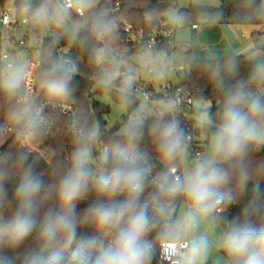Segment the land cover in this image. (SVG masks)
Wrapping results in <instances>:
<instances>
[{
    "label": "clouds",
    "instance_id": "clouds-1",
    "mask_svg": "<svg viewBox=\"0 0 264 264\" xmlns=\"http://www.w3.org/2000/svg\"><path fill=\"white\" fill-rule=\"evenodd\" d=\"M250 79L264 81V61H257ZM20 86L18 73L8 75L0 84L9 96ZM71 90L67 72L56 75L47 84L49 95L54 97L67 96ZM224 91L221 123L213 136L210 153L182 176L166 177L157 183L149 201L140 200L149 168L130 150L142 135L140 122L125 131L127 146L117 145L101 154L95 172L87 167L90 148L77 147L71 167L56 187L60 211L48 212L40 221L42 247L29 254L25 264H151L157 247L169 264H204L208 241L201 227L231 199L225 188L234 179L241 183L247 180L244 160L250 146L264 144V99L247 93L243 84ZM40 124L38 116L28 118L19 133L23 143L39 137ZM156 147L166 160L181 154L178 123L169 122L158 130ZM26 160L27 154L21 153L19 163ZM2 180L0 173V183ZM89 187L96 192L97 201L81 218L75 211V202L84 198ZM44 190L42 177L31 165L24 167L16 186V210L0 225V237L9 246L19 245L37 228ZM121 194L123 199L116 200ZM178 197L184 201L179 215L175 205ZM257 212L259 207L253 201L245 209L244 220L232 224L220 237V248L234 264H264V226L257 228L250 222ZM82 219L109 237L107 243L96 237L77 243V228ZM0 264L12 262L0 257Z\"/></svg>",
    "mask_w": 264,
    "mask_h": 264
},
{
    "label": "trees",
    "instance_id": "trees-1",
    "mask_svg": "<svg viewBox=\"0 0 264 264\" xmlns=\"http://www.w3.org/2000/svg\"><path fill=\"white\" fill-rule=\"evenodd\" d=\"M122 4L120 16L141 25L146 15L159 18L162 15L177 10L176 0H112ZM136 1H146L144 8L134 6ZM218 8L191 5L187 10H177L180 19L187 26L194 24H216L233 26H257L264 28V0H218ZM13 3L14 8L21 16H27L30 22L42 19L49 30L57 32V38H47L39 47L40 63L36 71L37 90L41 97L53 100H66L74 104L81 118L82 129L85 134L83 141H73L66 129L65 120L60 115H54L57 123L55 138L44 139L39 137L29 142L38 146L45 154L42 156L23 144L19 135H9L4 132L7 125H17L22 118L25 108L17 103L16 96H9L0 91V173L3 174L0 183V225L14 214L17 206L15 192L19 182L20 173L24 167L31 165L35 173L42 177L45 190L41 193L43 203L37 217V228L19 245L9 246L5 238L0 237V257H6L12 264H25L26 257L39 251L42 240L39 235V223L48 212L58 213L60 203L55 195L56 187L61 177L72 164V156L77 147L85 146L91 150V160L87 167L89 171L98 169L100 150L105 147L109 151L117 145L121 148L127 146L125 135H120L121 127L117 125L107 130L105 117L110 114V108L95 100L96 96H108L116 104L127 108L128 118L141 115L140 102L130 96L120 94L110 87L99 88L94 91L96 82L102 78L98 63V50L100 45L96 34L110 27L114 18L106 13L104 0H86V12L89 22L86 30L76 32L71 23H78L75 18L70 22H57L51 4L54 0H2V3ZM57 8V6H56ZM58 9V8H57ZM64 16V14L62 13ZM60 26V27H59ZM32 30H34L32 28ZM264 36L256 33L255 39ZM264 50V49H259ZM63 61L60 65L61 56ZM246 57L232 55L223 60L198 61L191 52L186 56V70L181 78L182 86L190 91L195 102H210L212 107L207 111L209 124L204 126L203 132L210 139L216 133L222 114V104L225 89H236L241 84L247 93L258 95L264 99V81L250 79L253 67L257 62H248ZM234 65V68H233ZM67 72L71 78L72 90L67 96L54 97L49 95L47 84L56 75ZM196 116L200 112L194 111ZM142 135L130 150L139 157L141 164L149 168L146 187L140 196L141 202L149 201L155 192L154 181L161 182L166 177L170 179L168 171L171 167L180 165V157L164 159L157 150L156 136L158 130L167 124L165 121L148 120L142 122ZM183 140V133L180 132ZM196 135H201L200 129ZM191 146L186 145L187 150ZM200 149H202L200 147ZM99 150V152L97 151ZM204 151V149H202ZM21 153L27 154V160L19 163ZM96 159V164L91 161ZM244 167L248 178L244 182L234 179L226 188L225 193L231 197L226 200L222 210L209 218L211 223L219 222L225 232L227 225L244 220L245 209L253 202L258 205L259 212L253 214L250 222L255 227L264 226V144L252 145L244 160ZM124 194L116 197L123 199ZM103 200L104 197H99ZM97 201V194L89 187L84 198L75 202L76 213L83 218L85 210ZM183 197L175 201L176 214L183 203ZM99 238L107 243L109 237L99 232L90 221L83 220L77 228L76 242ZM73 243L72 247H75ZM156 255L162 264H169L163 259L159 248ZM229 264L234 261L229 257ZM152 264V263H151Z\"/></svg>",
    "mask_w": 264,
    "mask_h": 264
},
{
    "label": "built area",
    "instance_id": "built-area-1",
    "mask_svg": "<svg viewBox=\"0 0 264 264\" xmlns=\"http://www.w3.org/2000/svg\"><path fill=\"white\" fill-rule=\"evenodd\" d=\"M105 1V11L114 18L106 30L96 34L100 48L98 63L102 78L110 83V88L120 94L137 99L147 109V115L142 114L141 123L148 120L176 122L179 132L183 133L182 152L189 155L190 168L202 159L196 132L199 126L196 120L195 100L190 91L182 86L179 72L186 70V56L190 52L189 45H179L176 41L178 30L190 28L198 30L200 25L187 26L182 22L177 10H172L159 18L146 15L141 25L119 15L122 4ZM57 8L65 16L75 18L84 31L89 22L86 12V0H54ZM27 16L18 14L15 8L4 10L0 16V80L15 67V58L11 47L22 49L27 37H21L17 30L30 26ZM14 29L13 33L5 34L3 29ZM47 38H57L54 30L42 29L38 37L41 47ZM100 60V62H99ZM39 64H33L23 74L24 96H17V103L25 108L19 123L7 125L4 132L9 135H19L30 116H38L41 120L40 134L44 139H52L57 134V123L54 115H60L65 120V126L73 141H83L85 138L78 108L66 100H53L41 97L36 85V71ZM176 75V77H175ZM177 79L175 83L174 79ZM264 94V90L261 91ZM36 150L29 142L23 143ZM186 145L191 146L189 150ZM107 148L100 149V156ZM181 152V154H182ZM168 171L170 179L182 176L185 171L181 162ZM99 156V160H100ZM175 170V171H173ZM154 181V185H157ZM227 230L229 225L226 226ZM163 259L166 260L164 257ZM169 262V261H168Z\"/></svg>",
    "mask_w": 264,
    "mask_h": 264
},
{
    "label": "rangeland",
    "instance_id": "rangeland-1",
    "mask_svg": "<svg viewBox=\"0 0 264 264\" xmlns=\"http://www.w3.org/2000/svg\"><path fill=\"white\" fill-rule=\"evenodd\" d=\"M177 2V10H187L191 5L193 6H207V7H213L218 8L220 3L218 0H176ZM52 9L55 13L57 22H70L69 16H63L59 9L56 8L54 4H51ZM134 6L139 8H144L146 6V1H136L134 3ZM13 3L7 2L5 4L2 3V0H0V16L3 13V11L13 9ZM72 27L76 32L80 30V26L77 25V23H71ZM44 21L42 19H38L36 22H31L30 26L17 30V34L21 37H27L26 39V45L22 49H17L11 47V52L14 55L15 58V67L12 69L8 75L12 73H18L21 78V86L17 90V92L14 94V96H24L25 90L23 86V74L25 70L29 69L31 65L33 64H39L40 63V57H39V46H38V37L40 35V32L42 29H47ZM60 27V26H59ZM32 28L34 30H32ZM49 30V29H48ZM5 34L13 33L14 29L6 28L3 29ZM191 36V31L188 30V28H185L183 30H179L177 37L179 41H188ZM63 61V55L60 58V61L58 62V65H60ZM100 62V60H99ZM179 76L182 78L185 74L184 71L178 73ZM7 75V76H8ZM6 76V77H7ZM1 78L0 84H2L3 80L6 78ZM176 77V75H175ZM175 83H177V79H174ZM110 87V83H108L104 78H101L96 82V86L94 91H96L99 88H105ZM1 92H4L2 88H0ZM40 92V91H39ZM95 100L99 103H101L104 106H107L110 108V114L105 117V121L107 123V130H111L117 125L121 127L119 134L125 135V131L128 129L130 125L135 124L136 122L141 123V118H128V111L127 108L123 105L116 104L112 101L108 96H96ZM212 107V104L210 102H196L195 103V110L199 111V116L196 117L201 136L197 138L198 143H200V147L204 149L202 158L206 157L210 151L212 146V140L213 137L210 139L206 136V134L203 132L204 126L209 124L208 121V114L207 111ZM142 114L147 115V109L142 106ZM263 145V144H262ZM33 146V145H32ZM35 149H37L39 152L38 154L45 156L43 152L40 151L38 146H33ZM99 150L101 148L105 147H98ZM99 150H97L99 152ZM36 152V150H33ZM181 162L184 168V171H188L190 169V161H189V155L187 152H182L181 154ZM184 203V202H183ZM182 203V205H183ZM182 205L180 206L179 210L177 211V215H179ZM203 234L207 236V252H206V258L204 260V264H229L228 256L227 254L220 248L219 242L220 237L225 232L223 226L219 223H211L208 219L201 227L200 230Z\"/></svg>",
    "mask_w": 264,
    "mask_h": 264
},
{
    "label": "crops",
    "instance_id": "crops-1",
    "mask_svg": "<svg viewBox=\"0 0 264 264\" xmlns=\"http://www.w3.org/2000/svg\"><path fill=\"white\" fill-rule=\"evenodd\" d=\"M188 30L191 31L188 41H179L177 35L176 41L179 45H189L191 55L198 61H217L237 55L257 40L254 34L264 33V28L257 26L216 24H200L198 30ZM248 56V62L264 61V50H256Z\"/></svg>",
    "mask_w": 264,
    "mask_h": 264
},
{
    "label": "water",
    "instance_id": "water-1",
    "mask_svg": "<svg viewBox=\"0 0 264 264\" xmlns=\"http://www.w3.org/2000/svg\"><path fill=\"white\" fill-rule=\"evenodd\" d=\"M264 49V36L257 39L253 43H251L247 48L242 50L240 53L237 54L238 57H246L252 53H254L256 50ZM93 165L96 164V159H93L91 161ZM152 264H162L160 260L158 259L157 255L155 254L151 259Z\"/></svg>",
    "mask_w": 264,
    "mask_h": 264
}]
</instances>
